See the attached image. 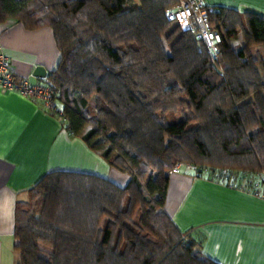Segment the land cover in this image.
<instances>
[{
	"label": "trees",
	"instance_id": "obj_1",
	"mask_svg": "<svg viewBox=\"0 0 264 264\" xmlns=\"http://www.w3.org/2000/svg\"><path fill=\"white\" fill-rule=\"evenodd\" d=\"M177 3L0 0V23L52 28L58 117L130 175L121 186L91 172L46 173L16 206L19 264H218L165 204L180 162L228 184L252 172L264 188V14L216 7L211 23L223 39L214 59L167 19Z\"/></svg>",
	"mask_w": 264,
	"mask_h": 264
},
{
	"label": "crops",
	"instance_id": "obj_2",
	"mask_svg": "<svg viewBox=\"0 0 264 264\" xmlns=\"http://www.w3.org/2000/svg\"><path fill=\"white\" fill-rule=\"evenodd\" d=\"M205 2L264 14V0ZM0 44L16 77L31 84L49 78L60 59L50 26L30 30L17 20L0 23ZM38 66L45 68V77L36 75ZM55 114L0 85V264L20 263L16 206L46 173L79 170L110 177L114 171ZM175 174H182L174 179L178 196L172 205L168 198L165 210L195 249L218 264H264V188L259 175L242 171L243 176L228 184L205 171Z\"/></svg>",
	"mask_w": 264,
	"mask_h": 264
},
{
	"label": "built area",
	"instance_id": "obj_3",
	"mask_svg": "<svg viewBox=\"0 0 264 264\" xmlns=\"http://www.w3.org/2000/svg\"><path fill=\"white\" fill-rule=\"evenodd\" d=\"M217 8L205 2V0H178V3L166 10V17L170 21L179 23L182 29L191 31L198 42L207 46L211 56L218 59L220 43L222 42L221 32L212 25L211 14ZM0 85L12 91H17L24 96L35 99L43 104L50 111L63 116V108L59 92L50 78L42 82L31 84L26 79H18L9 63V56L5 53L0 44ZM182 168L197 172L195 165L191 163H178L172 170L173 173H180ZM225 178L229 179L227 170L223 171Z\"/></svg>",
	"mask_w": 264,
	"mask_h": 264
},
{
	"label": "rangeland",
	"instance_id": "obj_4",
	"mask_svg": "<svg viewBox=\"0 0 264 264\" xmlns=\"http://www.w3.org/2000/svg\"><path fill=\"white\" fill-rule=\"evenodd\" d=\"M234 43L240 47L242 46L243 44L241 43V39H238V40H235ZM187 113V110H182L180 111L177 116L178 117H182L184 114ZM114 171L113 173L110 175L109 178L113 179L115 182H117L119 185L121 186H126L130 180V175L128 173H125L123 171H120L116 168H113ZM195 171V170H194ZM182 172H185V168H182ZM179 175H182V174H175V173H172L171 174V186L169 187V193H168V197H167V201H168V198H170L171 200V205L173 203V201H175V198L178 196V192L176 191V189L174 188V182H175V178ZM29 198L25 201H28ZM167 201H166V204H167ZM165 204V205H166Z\"/></svg>",
	"mask_w": 264,
	"mask_h": 264
},
{
	"label": "water",
	"instance_id": "obj_5",
	"mask_svg": "<svg viewBox=\"0 0 264 264\" xmlns=\"http://www.w3.org/2000/svg\"><path fill=\"white\" fill-rule=\"evenodd\" d=\"M36 75L41 76V77H45L46 76L45 68L43 66H38Z\"/></svg>",
	"mask_w": 264,
	"mask_h": 264
}]
</instances>
